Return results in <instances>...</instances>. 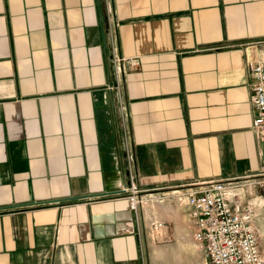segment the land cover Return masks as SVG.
Returning <instances> with one entry per match:
<instances>
[{"label": "crops", "instance_id": "0c3cea01", "mask_svg": "<svg viewBox=\"0 0 264 264\" xmlns=\"http://www.w3.org/2000/svg\"><path fill=\"white\" fill-rule=\"evenodd\" d=\"M253 59L264 0H0V264H211L186 193L264 164Z\"/></svg>", "mask_w": 264, "mask_h": 264}, {"label": "built area", "instance_id": "2783aa9c", "mask_svg": "<svg viewBox=\"0 0 264 264\" xmlns=\"http://www.w3.org/2000/svg\"><path fill=\"white\" fill-rule=\"evenodd\" d=\"M250 68L254 77L251 102L257 109L253 127L264 145V59H253ZM120 186L118 196L128 199L131 209L138 211L152 196L137 183L133 173ZM264 189V164L261 169L244 178L213 179L186 193L194 220L195 239L205 249L211 264H264L259 234L255 225L258 209L244 202L241 192L252 193L255 187ZM165 228L164 221H155L156 234Z\"/></svg>", "mask_w": 264, "mask_h": 264}, {"label": "rangeland", "instance_id": "374dc122", "mask_svg": "<svg viewBox=\"0 0 264 264\" xmlns=\"http://www.w3.org/2000/svg\"><path fill=\"white\" fill-rule=\"evenodd\" d=\"M157 221H161V220H157ZM153 232H154L155 236L157 235L159 237V239L165 238V236H166L165 229L162 232H159L158 234H156L154 230H153ZM259 238H260V236H259Z\"/></svg>", "mask_w": 264, "mask_h": 264}]
</instances>
